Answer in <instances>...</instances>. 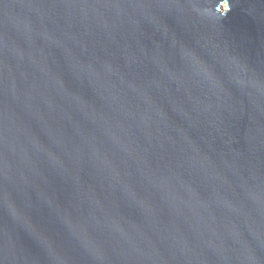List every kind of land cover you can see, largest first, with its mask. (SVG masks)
I'll return each mask as SVG.
<instances>
[{
  "label": "water",
  "instance_id": "1",
  "mask_svg": "<svg viewBox=\"0 0 264 264\" xmlns=\"http://www.w3.org/2000/svg\"><path fill=\"white\" fill-rule=\"evenodd\" d=\"M0 264H264V0H0Z\"/></svg>",
  "mask_w": 264,
  "mask_h": 264
}]
</instances>
